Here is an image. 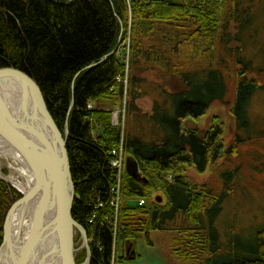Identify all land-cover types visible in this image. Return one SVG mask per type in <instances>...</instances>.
I'll use <instances>...</instances> for the list:
<instances>
[{
	"label": "trees",
	"instance_id": "obj_1",
	"mask_svg": "<svg viewBox=\"0 0 264 264\" xmlns=\"http://www.w3.org/2000/svg\"><path fill=\"white\" fill-rule=\"evenodd\" d=\"M244 1L248 7L239 14ZM256 1L0 0V69L31 76L63 135L68 127L76 190L72 216L87 231L90 264H125L130 259L117 255L119 242L131 244L144 234L151 244L154 232L179 234L171 248L180 261L264 264V227L254 230L251 243L234 239L223 244L212 215L217 216L228 193L215 197L205 184L187 177L188 169L203 175L223 158L220 119L214 118L205 138L182 127L183 120H198L225 101L222 69L227 64L217 52H228L233 23L239 40L252 29L262 30L264 18L253 14ZM238 50L230 51L242 69L231 107L236 145L240 133L250 137V103L264 91V85L246 76L253 60H245ZM149 71L164 81L143 78ZM148 84L154 86L153 114L141 116L137 101L150 95ZM119 102H124V120L115 126ZM97 127L104 130L101 136L94 134ZM120 147L137 160L141 179L125 171L116 212L112 189L117 175L111 162ZM223 175L227 187L232 172ZM22 197L0 180V247L7 214ZM140 200L146 205L140 206ZM86 258L82 249L75 264Z\"/></svg>",
	"mask_w": 264,
	"mask_h": 264
},
{
	"label": "rangeland",
	"instance_id": "obj_2",
	"mask_svg": "<svg viewBox=\"0 0 264 264\" xmlns=\"http://www.w3.org/2000/svg\"><path fill=\"white\" fill-rule=\"evenodd\" d=\"M263 5L264 0L256 1L253 11L255 17L264 18V11L261 8ZM247 7L248 2L244 1L238 7V13L241 14ZM260 28L262 30L252 29L244 33L243 38L239 40L238 37L240 38L241 35H239L236 24L233 23L230 26L233 42L228 45V52H223L221 49H218L217 52V56L226 60L227 64V67L222 69L228 88L225 101L210 107L207 113L198 120L187 118L182 121V127L185 131H194L201 138H205L213 125L214 118L217 117L221 121L224 138L223 158L214 167H210L203 175L197 174L194 169H188L187 177L200 185L205 184L215 197L222 196L224 192L228 193L220 206L221 210L217 216L215 213L212 215L214 219L213 225L218 230L222 243L226 245L234 239H241L245 243H251L254 230L264 227V91L256 94L250 103L249 118L252 127L250 137L246 136L244 132L240 133L241 141L237 145V123L231 113V107L236 101L238 71L242 69L234 58L237 55L234 54V57H231L230 51L239 49L241 57L245 60H253L251 64L254 68H251L246 76L264 85V58L262 56V51L264 50V27L260 26ZM142 77L158 83L164 81L157 72L153 71L144 73ZM174 82L176 81L173 79L166 80V83L170 85H175ZM148 85L150 95L137 101L141 116L153 114L154 99L151 94L154 86L152 84ZM176 85L181 87L178 86V83ZM100 103H96V107L100 106ZM107 106L108 108L110 107V105ZM115 107V111H120L119 117L117 116L116 118L118 122V119H124V114L121 112L124 110V102L117 103ZM128 117L127 105L126 129L129 122ZM142 122L143 125L146 124V121ZM103 131L102 127H97L94 134L101 136ZM0 172V176L5 178L14 173L4 157L0 158ZM226 172H232V175H230L227 187H224L223 174ZM9 185L14 188L12 184ZM14 189L18 191L16 188ZM161 196L165 201L164 195L161 194ZM178 236L179 234L175 232H154L151 236L152 243L149 244L145 235L141 234L130 246L119 242L117 255H126V249L131 247V251L136 252L138 257L135 254V259L125 261V264H192L180 261L173 255L172 240ZM75 244L79 253L83 244V239L79 232L76 234ZM131 255L133 256V253ZM131 255L129 256L131 257Z\"/></svg>",
	"mask_w": 264,
	"mask_h": 264
},
{
	"label": "water",
	"instance_id": "obj_3",
	"mask_svg": "<svg viewBox=\"0 0 264 264\" xmlns=\"http://www.w3.org/2000/svg\"><path fill=\"white\" fill-rule=\"evenodd\" d=\"M113 52V54L117 51ZM106 59L103 58L102 61ZM92 65L90 68L95 67ZM9 84L20 96V108L10 104L4 88ZM13 93V92H12ZM69 130L65 135L55 123L38 83L28 74L15 68L0 69V140L10 145L23 159L34 176V184L22 199L8 212L0 248V264H39L51 259L53 264H75V237L77 232L83 239L82 249L87 251L83 264L91 263V249L86 229L72 216L76 198L71 163L67 149ZM126 172L132 178L141 179L139 164L130 156L126 161ZM8 184V178L0 176ZM13 186V185H12ZM159 199V203H162ZM37 203L38 211L25 241L18 246L11 237V219L17 212H25ZM50 249L43 253L47 244ZM129 254V249H128Z\"/></svg>",
	"mask_w": 264,
	"mask_h": 264
},
{
	"label": "bare ground",
	"instance_id": "obj_4",
	"mask_svg": "<svg viewBox=\"0 0 264 264\" xmlns=\"http://www.w3.org/2000/svg\"><path fill=\"white\" fill-rule=\"evenodd\" d=\"M12 85L14 84H9L8 89L4 88V93H6L10 104L15 108V110H19L20 96L15 90L11 88ZM2 157L6 159L7 163H9L10 169L14 171V173L8 177V180L14 187L22 192H25L34 184V176L24 164L21 156L17 154V152L10 145L0 140V158ZM38 207L39 206L37 205V203H34L25 212H17L11 219V237L13 243L15 242L18 248L21 243L25 241V238L31 229L32 221L38 211ZM50 247L51 243L47 244L43 253H46V251L50 249ZM40 259L41 253L39 254V256H37V260L35 263L39 261V264H53L51 263V259H47L44 262ZM3 264H8V262H3Z\"/></svg>",
	"mask_w": 264,
	"mask_h": 264
},
{
	"label": "built area",
	"instance_id": "obj_5",
	"mask_svg": "<svg viewBox=\"0 0 264 264\" xmlns=\"http://www.w3.org/2000/svg\"><path fill=\"white\" fill-rule=\"evenodd\" d=\"M89 107L91 108V105ZM119 113L120 111H117L113 114V123L115 126H118L121 123V119H118V122L116 121L117 116L119 117ZM112 156L114 158L111 162V167L116 171V175H117V183L115 187L112 189V192L115 194V200L113 201L112 206L115 208L116 212H118L119 201L121 197L122 181H123V175L125 173L127 156L125 154L124 148L122 147H120L119 149H115L112 152ZM138 203L140 206L146 205L145 201L143 200L138 201ZM96 217L97 216L95 214L93 216V219H95ZM113 264H116L115 260L113 261Z\"/></svg>",
	"mask_w": 264,
	"mask_h": 264
},
{
	"label": "crops",
	"instance_id": "obj_6",
	"mask_svg": "<svg viewBox=\"0 0 264 264\" xmlns=\"http://www.w3.org/2000/svg\"><path fill=\"white\" fill-rule=\"evenodd\" d=\"M128 157H130V156H127V158H128ZM126 161H127V160H126ZM125 171H126V168H125ZM127 174H128V173H127ZM131 244H133V243H131ZM131 244H128V245L130 246ZM128 249H130V250H129V254H128ZM128 249H126V257H128L130 260L135 259V254H136V257H138V254H137L136 252L131 251V250H132L131 247L128 248ZM131 253H133V256L131 255ZM129 255H131V257H130Z\"/></svg>",
	"mask_w": 264,
	"mask_h": 264
}]
</instances>
